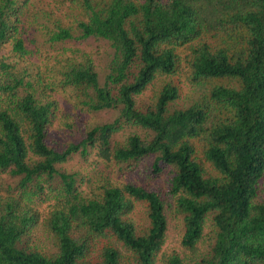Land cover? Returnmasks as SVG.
<instances>
[{"label": "trees", "instance_id": "16d2710c", "mask_svg": "<svg viewBox=\"0 0 264 264\" xmlns=\"http://www.w3.org/2000/svg\"><path fill=\"white\" fill-rule=\"evenodd\" d=\"M89 40L107 46L103 66ZM61 103L67 122L118 115L59 147ZM92 150L89 175L60 170ZM145 159L160 185L118 179ZM169 215L180 252L165 249ZM0 264H264V0H0Z\"/></svg>", "mask_w": 264, "mask_h": 264}, {"label": "rangeland", "instance_id": "374dc122", "mask_svg": "<svg viewBox=\"0 0 264 264\" xmlns=\"http://www.w3.org/2000/svg\"><path fill=\"white\" fill-rule=\"evenodd\" d=\"M82 45L86 47L87 52L93 55V58H95V62L100 63L101 66H103L107 62L106 52H108V48L104 43H99L93 40H89L83 43ZM28 49L30 51V54L26 61H35L38 51L32 46H28ZM181 67L179 69V74H181L182 76L181 77L182 80L180 82V88L182 91L180 101L183 103L182 105H186L188 100H190L191 97L193 96L192 93L194 92L195 87L191 86L187 80L186 66L182 64ZM160 85L161 83L156 82L153 87L156 90L158 87H160ZM154 89L151 86H149V88L143 93V95L138 97L139 102L142 103L141 105H143V103H150V98H154L155 95ZM60 106H61V114L58 116V119L55 120L48 128V137H47L50 143L54 142L59 147H63L64 145H67L70 142L73 143L79 142L85 130L100 123L111 122L118 115L117 111H103L95 114L79 112L76 113L75 115L68 116V122H67L65 118L67 116L68 111L72 107L69 103L68 104L61 103ZM77 116L79 118H76ZM72 121H74L75 124H73L71 128L72 130H69L66 127V124H72L70 123ZM133 131H134L133 128H127L124 126V130L120 133H117L113 138V141L123 140L129 133ZM137 132L142 134V136L144 135L143 132H139V131ZM149 162L150 160L148 159L143 160L137 165L138 166L137 169L124 173L123 176H119L118 179L125 181L129 180L133 183H137L140 185H160L161 184L160 179L149 177L148 174L149 172L146 169L149 165ZM99 163H101V160L97 158L96 152L92 150L86 159H82L80 155L74 154L73 156H71L68 162L64 163L63 165H60L59 168L60 170L64 169L68 172H80L83 173L84 175H89L90 171L94 168V166L96 164L99 165ZM100 167L104 168L103 164L100 165ZM112 169H117V167ZM81 189L86 191V186L83 185ZM49 197H51V195ZM52 203L53 201H46L39 204L37 209L40 211L41 214H43L42 217L48 216V211L50 210V205ZM140 211H142V207H139L136 210L135 218L139 217ZM168 219H169V238L167 244L165 245V249L168 251H171L172 249H176V251L180 252L179 240L183 232L182 220L181 218H175L170 215L168 216ZM204 228L205 229H204L202 241L199 245V250L201 253L207 252L209 250V247L213 244L214 228L212 226L210 216L208 217L206 221V226ZM38 231H39L38 236L41 238V243H42L41 245L43 247H46V249L53 250V240L51 236H49L48 233H46L42 225L39 227Z\"/></svg>", "mask_w": 264, "mask_h": 264}]
</instances>
